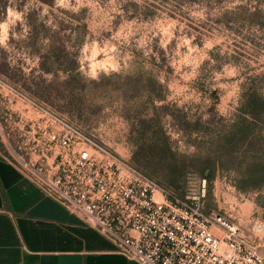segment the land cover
Instances as JSON below:
<instances>
[{
  "label": "rangeland",
  "instance_id": "obj_1",
  "mask_svg": "<svg viewBox=\"0 0 264 264\" xmlns=\"http://www.w3.org/2000/svg\"><path fill=\"white\" fill-rule=\"evenodd\" d=\"M254 95L264 99V0H0V129L11 148L38 158L53 116L140 171L167 167L168 148L218 156L253 121L258 155L237 137L232 160L212 178L187 174L177 195L196 196L205 180L204 213L259 243L264 187H236L264 152V112L252 120L245 108Z\"/></svg>",
  "mask_w": 264,
  "mask_h": 264
},
{
  "label": "built area",
  "instance_id": "obj_2",
  "mask_svg": "<svg viewBox=\"0 0 264 264\" xmlns=\"http://www.w3.org/2000/svg\"><path fill=\"white\" fill-rule=\"evenodd\" d=\"M23 121L14 125L18 131ZM35 127L31 123L30 128ZM37 129V127H36ZM41 155L25 158L0 129L5 160L137 264H264V239L248 241L200 193L179 198L56 117H46ZM35 156V158H33Z\"/></svg>",
  "mask_w": 264,
  "mask_h": 264
},
{
  "label": "crops",
  "instance_id": "obj_3",
  "mask_svg": "<svg viewBox=\"0 0 264 264\" xmlns=\"http://www.w3.org/2000/svg\"><path fill=\"white\" fill-rule=\"evenodd\" d=\"M4 157L0 145V264H137Z\"/></svg>",
  "mask_w": 264,
  "mask_h": 264
},
{
  "label": "trees",
  "instance_id": "obj_4",
  "mask_svg": "<svg viewBox=\"0 0 264 264\" xmlns=\"http://www.w3.org/2000/svg\"><path fill=\"white\" fill-rule=\"evenodd\" d=\"M246 111L252 115V120L257 118L264 112V99L254 95L251 96L245 104ZM253 121L239 122L236 125V132L232 135L233 139L227 142V146H222L218 150V156L213 157L208 154L204 157L187 158L174 153L170 148L167 149V155L171 159L168 166L155 165L152 168H138L142 173L149 178L154 179L160 186L173 192L177 197L180 194L179 191L183 186H180L179 181L182 180L187 174L195 173L205 178H212L214 171L217 167L222 166V161L232 160L233 155L237 152V137L241 138V143L245 145V153L258 155L259 150L252 148L254 145L251 142V135L253 133ZM255 130V129H254ZM164 142V137H162ZM166 142V141H165ZM257 158V157H256ZM248 175L238 181L236 187L241 190L247 188H262L264 187V152L259 155L257 160L249 162ZM208 173V174H207ZM257 173L259 179H252L251 175Z\"/></svg>",
  "mask_w": 264,
  "mask_h": 264
}]
</instances>
